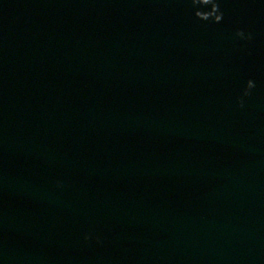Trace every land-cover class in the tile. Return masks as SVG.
Returning a JSON list of instances; mask_svg holds the SVG:
<instances>
[{"label":"water","instance_id":"water-1","mask_svg":"<svg viewBox=\"0 0 264 264\" xmlns=\"http://www.w3.org/2000/svg\"><path fill=\"white\" fill-rule=\"evenodd\" d=\"M218 2L0 0V264H264V0Z\"/></svg>","mask_w":264,"mask_h":264},{"label":"clouds","instance_id":"clouds-1","mask_svg":"<svg viewBox=\"0 0 264 264\" xmlns=\"http://www.w3.org/2000/svg\"><path fill=\"white\" fill-rule=\"evenodd\" d=\"M192 6L197 8L198 10L195 12V16L200 21H212L213 23H220L223 19V13L219 9L218 0H191ZM210 8L209 11H201L199 9ZM236 35L238 37L243 38V32H237ZM251 39V37H248ZM255 87V83L251 80L248 81L247 87L245 89L244 95H250L251 90ZM241 107H243V103L241 102ZM87 239V237H86Z\"/></svg>","mask_w":264,"mask_h":264}]
</instances>
